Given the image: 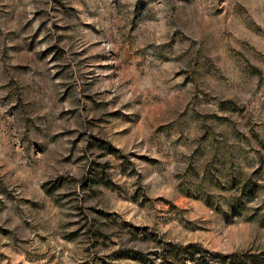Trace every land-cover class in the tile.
I'll use <instances>...</instances> for the list:
<instances>
[{
    "label": "rangeland",
    "instance_id": "rangeland-1",
    "mask_svg": "<svg viewBox=\"0 0 264 264\" xmlns=\"http://www.w3.org/2000/svg\"><path fill=\"white\" fill-rule=\"evenodd\" d=\"M11 2V8H0V25L9 29L17 10L26 7V0ZM191 3L195 6V0ZM143 11L141 4L137 14ZM212 14L223 12L214 8ZM74 18V12L62 0H51L50 10L38 11L20 32L0 31V55L4 59L9 54L21 58L32 54L36 61L53 65L57 76L79 80L77 106L66 114L77 121L78 128L52 141L55 147L49 164L63 171L40 185L44 196L52 199L42 206L39 194L18 196L25 182L13 186V176H0V264H166L164 249L169 261L192 264L182 250L192 243L222 254L264 253V224L258 218L232 220L227 204L216 211L202 198L207 193L236 194V190L222 191L219 185L239 173L253 175L264 183V138L257 131L260 126L246 120L245 112L232 104L220 110L244 121L247 135L231 118L198 113L197 101L204 93L197 89L196 94L185 98L196 73L184 69L175 75L176 79L183 78L182 83L161 91L164 101L143 104L137 98L121 105L113 87L130 86L141 76L139 70L145 64L142 60L133 65V55L148 58L149 53H161L151 59L163 60L162 48L140 35L135 40L122 37L115 49L92 43L80 51L71 50L65 42L71 46L76 39L73 25L67 22ZM36 20L40 25L32 31ZM233 30L242 40L264 45V37ZM94 34L99 35L95 29L86 30L82 38ZM136 43L143 47L133 53L131 48ZM126 69L128 79L123 85H115L113 82ZM258 75V88H264V74ZM145 80L151 88V81ZM101 86V90L93 91ZM203 87L212 90L219 85L215 79H208ZM65 91L67 100L71 91ZM11 99L10 94L2 103ZM189 119L202 122L193 128V138L183 132ZM207 120L227 125L236 143H227L228 134H213ZM63 136L74 137L67 150L60 146ZM243 166L250 171L245 172ZM72 170L81 173L79 178L71 175ZM57 192L61 194L57 196ZM259 193L264 196L263 189ZM57 209L69 211L54 227L37 222L39 214L55 217Z\"/></svg>",
    "mask_w": 264,
    "mask_h": 264
},
{
    "label": "clouds",
    "instance_id": "clouds-1",
    "mask_svg": "<svg viewBox=\"0 0 264 264\" xmlns=\"http://www.w3.org/2000/svg\"><path fill=\"white\" fill-rule=\"evenodd\" d=\"M62 2L75 14L73 20L67 21L73 25L76 36L71 46L65 42V47L71 50L80 51L92 43H100L105 49H115L122 37L128 36L135 40L140 35H144L147 42L162 48L163 60L151 59L153 55L161 53H149L148 58L133 55V65L142 60L145 64L139 70L141 76L130 86L119 89L113 87V95L121 97V105L136 101L137 98L143 104L164 101L166 97L161 95V91L170 90L174 85L182 83L183 78L176 79L175 75L184 69L196 73L195 83L188 84L185 98L196 94L197 89L204 93L197 101L200 105L196 108L198 113L204 115L208 112L231 118L238 130L247 135L244 121L220 110L232 104L239 111L245 112L246 120L260 126L257 131L264 138V88H258V74H264V45L257 46L249 40H242L233 30L236 28L264 37V0H223V3L220 0H195V6L191 0ZM141 4L144 5V11L137 14ZM11 7V0H3L0 4V8ZM50 8L51 0H26V7L17 10L12 28L0 25V31L20 32L38 11H49ZM214 8L223 12V15L214 16ZM85 17L87 20L83 19ZM39 25L40 21L36 20L31 30L34 31ZM90 29H95L99 35L83 39L84 31ZM2 44L0 38V52ZM141 47L143 44L136 43L131 51L134 53ZM176 59L182 62H173ZM126 73L127 69L113 83L123 85L128 79ZM145 78L151 81V88L147 86ZM208 79H215L219 87L205 89L203 84ZM9 81L12 82L11 86ZM102 87L93 91L101 90ZM66 88L71 91L67 100L64 99L68 95ZM10 94L12 99L6 104L2 103ZM78 98V77L69 79L67 75L57 76L53 65L36 61L32 54L26 53L25 58L9 54L7 59L0 55V176L5 173L13 176V186L25 182V186L17 191L18 196L39 194L38 202L42 206H46L52 199L44 196L40 185L50 178L54 180L58 171H63L54 170L49 164L55 147L52 141L59 139L66 131L78 128L77 121L66 115L77 106ZM204 101L207 103L204 104ZM9 109L13 111L9 112ZM200 123L189 119L183 130L184 135L193 138L192 130ZM206 123L213 134H228L229 145L236 143L227 125L213 120H207ZM72 139V136H63L60 146L67 150L71 147ZM243 167L245 172L250 171L246 166ZM71 175L79 178L81 173L72 170ZM60 194L56 193L57 196ZM68 211L57 209L55 217L39 214L37 222L54 227L57 221L65 218L64 213Z\"/></svg>",
    "mask_w": 264,
    "mask_h": 264
},
{
    "label": "trees",
    "instance_id": "trees-1",
    "mask_svg": "<svg viewBox=\"0 0 264 264\" xmlns=\"http://www.w3.org/2000/svg\"><path fill=\"white\" fill-rule=\"evenodd\" d=\"M222 191L236 190V194H212L207 193L202 197L205 203L216 211L222 210V205L227 204L232 220L258 218L264 224V196H260V190H264V183L255 179L253 175L245 177L241 173L232 176L227 183H221ZM255 200H259L254 206H249ZM251 210V214H247ZM248 215V216H247ZM184 250L192 264H264V253L237 252L222 254L212 252L199 244L192 243L185 246ZM163 262L166 264H177L169 261L167 252L162 250Z\"/></svg>",
    "mask_w": 264,
    "mask_h": 264
}]
</instances>
